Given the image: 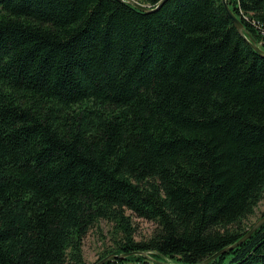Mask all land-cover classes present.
I'll return each mask as SVG.
<instances>
[{
    "label": "trees",
    "instance_id": "16d2710c",
    "mask_svg": "<svg viewBox=\"0 0 264 264\" xmlns=\"http://www.w3.org/2000/svg\"><path fill=\"white\" fill-rule=\"evenodd\" d=\"M228 2L264 50V0ZM263 198L264 55L223 0H0V264H87L101 220L96 262L199 264ZM207 264H264V225Z\"/></svg>",
    "mask_w": 264,
    "mask_h": 264
},
{
    "label": "rangeland",
    "instance_id": "374dc122",
    "mask_svg": "<svg viewBox=\"0 0 264 264\" xmlns=\"http://www.w3.org/2000/svg\"><path fill=\"white\" fill-rule=\"evenodd\" d=\"M148 5V4H147ZM264 198L255 209V213L249 217L248 223L257 222L264 215ZM134 225L136 227V240H142L150 237L156 228V224L142 218L134 217ZM119 237V233H115L113 223L101 220L87 234L83 242V255L87 264H94L106 248H110L114 244V239ZM71 264V263H70Z\"/></svg>",
    "mask_w": 264,
    "mask_h": 264
},
{
    "label": "water",
    "instance_id": "95a60500",
    "mask_svg": "<svg viewBox=\"0 0 264 264\" xmlns=\"http://www.w3.org/2000/svg\"><path fill=\"white\" fill-rule=\"evenodd\" d=\"M167 0H162L159 5H157V7L155 9H151L150 6L148 5H142L139 4L133 0H130V3H133L134 5H136L139 9L142 10H156L159 7H161ZM223 3L225 5V8L228 12V14L230 15V17L232 18L234 24L236 25L238 31L240 32V34L262 55H264V50L257 44H255L253 41H251L246 33H245V28H244V24L241 22V20L235 15V13L232 11V9L229 6V2L228 0H223ZM262 225H264V216L262 218H260L257 222H255L252 227L247 231V233L241 238L239 239L236 243H234L233 245L215 253L212 257L208 258L207 260L199 263V264H207L208 262H210L212 259L216 258L217 256H219L221 253H225L229 250H232L240 245H242L247 239L251 238V236L254 234V232L261 227ZM144 255L149 256L147 253L145 252H138ZM130 254H132V252L130 253H124V254H115L112 253L106 257H104L103 259L99 260L98 262H96L95 264H105L107 261L109 260H113V259H120V258H124L129 256ZM156 263L160 264V263H166L164 261H160V260H156L154 259Z\"/></svg>",
    "mask_w": 264,
    "mask_h": 264
}]
</instances>
